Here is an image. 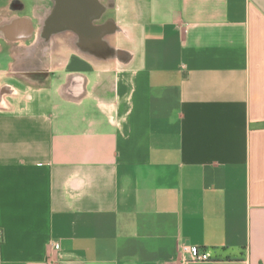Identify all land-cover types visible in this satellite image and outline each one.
I'll return each mask as SVG.
<instances>
[{"label":"crops","instance_id":"crops-1","mask_svg":"<svg viewBox=\"0 0 264 264\" xmlns=\"http://www.w3.org/2000/svg\"><path fill=\"white\" fill-rule=\"evenodd\" d=\"M0 264H264V0H1Z\"/></svg>","mask_w":264,"mask_h":264},{"label":"built area","instance_id":"built-area-1","mask_svg":"<svg viewBox=\"0 0 264 264\" xmlns=\"http://www.w3.org/2000/svg\"><path fill=\"white\" fill-rule=\"evenodd\" d=\"M55 247L59 248L60 243L56 242ZM183 261L196 262V261H208L212 258L210 251H202L198 246L184 245L182 247Z\"/></svg>","mask_w":264,"mask_h":264},{"label":"bare ground","instance_id":"bare-ground-1","mask_svg":"<svg viewBox=\"0 0 264 264\" xmlns=\"http://www.w3.org/2000/svg\"><path fill=\"white\" fill-rule=\"evenodd\" d=\"M121 12V11H120ZM119 39V38H118Z\"/></svg>","mask_w":264,"mask_h":264},{"label":"rangeland","instance_id":"rangeland-1","mask_svg":"<svg viewBox=\"0 0 264 264\" xmlns=\"http://www.w3.org/2000/svg\"><path fill=\"white\" fill-rule=\"evenodd\" d=\"M1 1V0H0Z\"/></svg>","mask_w":264,"mask_h":264}]
</instances>
